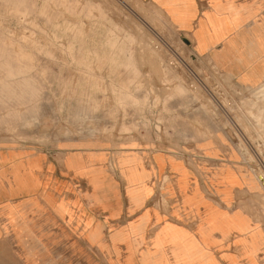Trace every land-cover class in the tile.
<instances>
[{"label":"rangeland","instance_id":"rangeland-1","mask_svg":"<svg viewBox=\"0 0 264 264\" xmlns=\"http://www.w3.org/2000/svg\"><path fill=\"white\" fill-rule=\"evenodd\" d=\"M263 87L242 85L198 56L189 36L141 0H0V147L103 140L131 200L151 192L143 160L168 158L177 173L153 180L148 203L164 215L180 209L172 184L182 188L187 172L209 197L216 195L209 181L235 183L237 202L224 205L234 212L222 210L232 221L209 213L203 221L223 239L234 230L244 248L264 245V230L251 222L264 225ZM144 203L143 196L134 205ZM148 213L133 231L144 230ZM176 227L159 225L152 238L150 231L142 264L167 260L158 250L183 242L167 240Z\"/></svg>","mask_w":264,"mask_h":264},{"label":"crops","instance_id":"crops-1","mask_svg":"<svg viewBox=\"0 0 264 264\" xmlns=\"http://www.w3.org/2000/svg\"><path fill=\"white\" fill-rule=\"evenodd\" d=\"M141 1L159 9L176 31L191 38L198 56L222 73L242 85L264 81V0ZM156 156H150L149 166L142 157L150 194L141 192L131 200L116 155L103 140H74L54 148L0 147V264H142L141 253L152 248L157 226L166 222L177 226L166 233L167 240L181 237L183 242L161 246L157 255L164 253L167 260L157 264H264V245L244 248L234 230L223 239L219 229L203 221L207 213L232 221L222 210L234 212L224 205L237 202L235 183L209 181L216 193L209 197L200 182L191 187L187 172L182 188L179 180L172 184L180 209L164 215L148 206L153 180L176 174L178 167ZM225 174L236 178L235 171ZM195 189L185 204L183 196ZM143 196L144 205L135 206ZM146 210V227L133 231L131 225H138ZM181 218L197 223H182Z\"/></svg>","mask_w":264,"mask_h":264},{"label":"bare ground","instance_id":"bare-ground-1","mask_svg":"<svg viewBox=\"0 0 264 264\" xmlns=\"http://www.w3.org/2000/svg\"><path fill=\"white\" fill-rule=\"evenodd\" d=\"M263 85V84H262ZM264 88V87H263ZM261 114V113H260ZM262 118V117H261ZM260 182V181H259Z\"/></svg>","mask_w":264,"mask_h":264}]
</instances>
